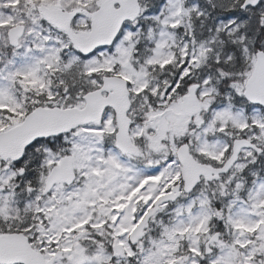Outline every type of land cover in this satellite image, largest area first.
Returning <instances> with one entry per match:
<instances>
[{
  "label": "snow or ice",
  "instance_id": "snow-or-ice-1",
  "mask_svg": "<svg viewBox=\"0 0 264 264\" xmlns=\"http://www.w3.org/2000/svg\"><path fill=\"white\" fill-rule=\"evenodd\" d=\"M0 264H264V0H0Z\"/></svg>",
  "mask_w": 264,
  "mask_h": 264
}]
</instances>
